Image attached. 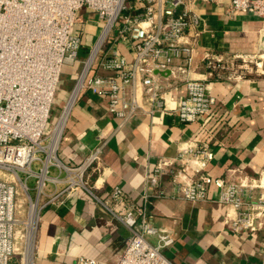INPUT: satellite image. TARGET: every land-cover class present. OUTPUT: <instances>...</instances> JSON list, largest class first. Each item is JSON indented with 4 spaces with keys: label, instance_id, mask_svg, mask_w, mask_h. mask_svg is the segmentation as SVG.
Returning a JSON list of instances; mask_svg holds the SVG:
<instances>
[{
    "label": "built area",
    "instance_id": "1",
    "mask_svg": "<svg viewBox=\"0 0 264 264\" xmlns=\"http://www.w3.org/2000/svg\"><path fill=\"white\" fill-rule=\"evenodd\" d=\"M199 2L0 0V264H35L43 211L62 205L76 192L88 193L129 231L126 249L115 264H173L163 251L173 247L176 238L153 225L149 210L155 198L165 196L161 182L167 175L174 177L176 198L183 201L209 202L210 188L215 187L218 202L236 211L234 233L263 228L264 177L251 183L213 178L207 169L215 155L207 143L187 142L175 158H162L147 177L141 205L130 202L119 186L107 199L99 195L92 177L101 172L108 140L80 165L64 164L58 155L69 118L87 93L107 97L119 128L140 114L173 113L183 125L211 118L216 98L207 93L206 83L187 78L184 99L169 111L165 89L157 80L161 74H156L192 71L198 35L194 40L189 36L201 23L195 12ZM229 2L230 15L251 14L264 26V0ZM83 9L97 16L85 24L99 27L90 49L77 31ZM124 47L131 59L123 54ZM82 52L87 57L78 78L46 133L63 68L76 66ZM221 63L217 59L212 66L218 69ZM144 99L150 103L148 111ZM188 167H194L197 178L184 184L179 178ZM256 189L261 190L259 197ZM76 264L106 263L79 257Z\"/></svg>",
    "mask_w": 264,
    "mask_h": 264
},
{
    "label": "crops",
    "instance_id": "2",
    "mask_svg": "<svg viewBox=\"0 0 264 264\" xmlns=\"http://www.w3.org/2000/svg\"><path fill=\"white\" fill-rule=\"evenodd\" d=\"M229 7V0H200L195 12L201 23L189 36L194 40L198 35L192 71L157 77L165 89L169 111L184 99L187 78L206 83L207 93L216 98L210 119L183 125L173 113L159 112L137 115L119 128V120L108 111L107 97L87 93L77 102L58 155L64 164L80 165L102 140H108L101 172L92 177L104 199L119 186L130 202L141 205L147 177L161 159L175 158L181 146L191 141L211 147L215 159L207 171L213 178L251 183L264 177V78L239 79L222 65L218 69L212 66L217 59L232 66L236 56L256 52L264 39V26L251 14L230 15ZM122 52L132 58L127 48ZM80 70L70 80L68 96ZM143 104L148 111L149 101L144 99ZM193 169L188 167L179 178L182 183L196 180ZM161 189L165 196L155 198L149 210L153 225L176 238L175 245L163 251L171 263L264 264V219L260 230L236 234L231 229L236 211L218 202L215 187L210 188L209 202L176 198L170 175L163 178ZM260 193L255 190V196ZM129 235L88 193L76 192L62 205H49L43 211L35 264H76L79 257L115 264ZM150 242L156 244L155 239Z\"/></svg>",
    "mask_w": 264,
    "mask_h": 264
},
{
    "label": "rangeland",
    "instance_id": "3",
    "mask_svg": "<svg viewBox=\"0 0 264 264\" xmlns=\"http://www.w3.org/2000/svg\"><path fill=\"white\" fill-rule=\"evenodd\" d=\"M79 17L83 18V23L79 24L77 31L79 35H82L84 46L87 49H90L93 45L94 39L97 37L99 32V27L95 24L89 23V25L85 24L86 21H95L97 20L96 14H94L89 9H83L79 13ZM87 57L86 52H82L80 54V61L77 66H65L64 72L62 73V78L60 82V86L57 91L56 100L54 102L52 112L49 119V125L46 133H49L53 126L55 125L61 111L62 107L67 99L68 92L70 89V80L74 76L75 73L80 70V63L84 61ZM234 65L228 66V64H220L222 65V69L226 71H230L235 74V76L248 78L251 76H258L264 78V39L261 42V45L257 48V51L252 54H242L239 55L233 61ZM34 185V183H32ZM22 198V197H21ZM20 198V201L22 200Z\"/></svg>",
    "mask_w": 264,
    "mask_h": 264
},
{
    "label": "water",
    "instance_id": "4",
    "mask_svg": "<svg viewBox=\"0 0 264 264\" xmlns=\"http://www.w3.org/2000/svg\"><path fill=\"white\" fill-rule=\"evenodd\" d=\"M169 71L168 72H166V73H159L158 71L156 72V74H161V75H163V76H165V75H169Z\"/></svg>",
    "mask_w": 264,
    "mask_h": 264
}]
</instances>
